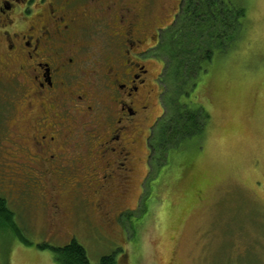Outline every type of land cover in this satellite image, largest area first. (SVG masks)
<instances>
[{"label": "flooded vegetation", "instance_id": "obj_1", "mask_svg": "<svg viewBox=\"0 0 264 264\" xmlns=\"http://www.w3.org/2000/svg\"><path fill=\"white\" fill-rule=\"evenodd\" d=\"M183 2L0 0V158L14 163L0 166V188L23 194L48 229L109 226L130 192L159 95L151 67Z\"/></svg>", "mask_w": 264, "mask_h": 264}, {"label": "rangeland", "instance_id": "obj_2", "mask_svg": "<svg viewBox=\"0 0 264 264\" xmlns=\"http://www.w3.org/2000/svg\"><path fill=\"white\" fill-rule=\"evenodd\" d=\"M226 1L245 8L239 37L230 50L216 52L204 64L195 86L189 89L188 83L179 99L209 115L202 135L176 138L166 156L152 145L153 157L144 163L148 125L160 115L149 135L151 145L161 120L175 113L183 82L175 78L165 34L160 35L158 61L151 67L161 75L159 95L142 126L133 186L112 208L109 226L64 221L57 233L23 202V194L0 188L27 239L0 224V264H59L38 244L59 246L72 238L91 264L111 253L117 264H264V0ZM13 165L0 162L4 170ZM88 213L95 224L101 222L97 210Z\"/></svg>", "mask_w": 264, "mask_h": 264}, {"label": "trees", "instance_id": "obj_3", "mask_svg": "<svg viewBox=\"0 0 264 264\" xmlns=\"http://www.w3.org/2000/svg\"><path fill=\"white\" fill-rule=\"evenodd\" d=\"M244 18L245 8L233 6L226 0H184L174 27L163 34V45L174 60L175 78L180 82L183 77L177 101L195 86L196 79L205 71L204 64L209 63L216 52L226 53L231 49L239 37ZM188 83L191 85L186 89ZM208 118L209 115L200 105L189 108L179 101L173 116L161 120L151 146L158 147L166 156L176 138L200 137ZM0 224L27 241L15 222L13 211L1 196ZM38 247L49 248L59 264H91L84 247L75 238L59 246L44 241ZM98 264H117V261L113 253L104 254L100 256Z\"/></svg>", "mask_w": 264, "mask_h": 264}]
</instances>
